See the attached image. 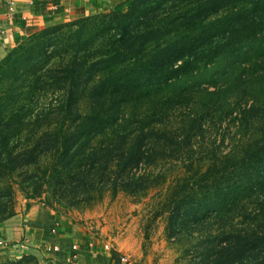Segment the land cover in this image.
Listing matches in <instances>:
<instances>
[{"label":"trees","instance_id":"16d2710c","mask_svg":"<svg viewBox=\"0 0 264 264\" xmlns=\"http://www.w3.org/2000/svg\"><path fill=\"white\" fill-rule=\"evenodd\" d=\"M45 31L60 35L55 51L46 46L41 64L26 57L0 77V224L16 213L7 172L29 179L25 166L38 164L50 146L47 183L59 172L63 185H92L116 162L124 189L141 186L149 177L136 173L147 135L165 123L167 110L192 100L183 115L187 135L204 125L219 129L240 112L245 129L261 116L262 135L243 158L217 153L214 144L213 158L195 167L191 160L194 172L173 177L166 190L197 195L186 214L199 225L210 264H264V203L253 212L244 203L264 189V0H124L31 36ZM41 96L52 101L37 108ZM44 121L51 136L20 146ZM27 192V199L41 195ZM207 214L214 224L225 220L215 233Z\"/></svg>","mask_w":264,"mask_h":264},{"label":"rangeland","instance_id":"374dc122","mask_svg":"<svg viewBox=\"0 0 264 264\" xmlns=\"http://www.w3.org/2000/svg\"><path fill=\"white\" fill-rule=\"evenodd\" d=\"M114 6L116 5L105 7L99 12L109 11ZM59 39L58 33L49 34L45 31L13 45H0V77L7 76V70L22 68L26 57L40 59L41 64L44 60L41 59V50L49 46L48 52L55 51V42ZM51 101L52 98L41 96L38 104L36 103L37 108L47 106ZM188 103L183 105L184 108L181 106L167 110L164 116L165 123H158L153 136L147 135L146 155L136 173L146 171L149 177L145 182L142 181L141 186L138 183L124 189L119 177H116L119 167L116 162L109 163L101 176L93 177L92 185L87 186L81 182L79 185L73 183L63 185L64 181L62 184L59 172L47 183L48 176L46 177L43 172H46V157L48 159L46 155L53 150V146H50L40 150L42 159L38 164L25 166L23 176H29V179H22L17 175L20 171H17L15 176L7 172V176L14 180L15 214L24 215L33 205L50 209L67 222L86 229L91 235L92 243L101 241L114 248L118 254L126 256L128 258L126 264H210L213 257H207L203 251L206 244L200 235L199 225L196 226L192 221L193 215L186 214L189 210L187 207L194 206L197 195L191 192L188 197H184L185 193L177 190L171 195V188L168 190L166 188L173 181V177L185 173L188 176L194 172L193 166L204 164L213 158L211 151L214 144L217 153L232 154L239 158L254 153L253 149L257 145L251 144L254 140H260L262 135V126L259 123L261 116L257 114L259 121L255 118L248 129L240 124L243 116L240 112L238 114L240 119L226 120L219 129L204 125L203 132H190L187 135L188 127H184L183 115L186 116L193 108L192 100H188ZM260 103L263 105L264 102ZM254 114L256 115L255 110ZM48 122L44 121L36 127L39 132L36 133L35 139L33 137L21 141L23 143L20 146L33 144L38 135L51 136L52 128L47 127ZM244 145L251 146L249 150H242ZM191 160L197 162L191 165L192 167ZM65 177L67 175L63 178ZM187 181L191 184L194 179ZM36 191L41 195L25 198V192L37 194ZM244 203L247 210L252 212L259 210L264 203V189L249 193ZM204 220L205 222L210 220L205 226L211 228L214 233L217 227L225 222L223 220L221 225L214 224L215 220L210 214L205 215ZM21 239L23 238L17 240ZM46 256L43 248L33 245L25 250L19 248L7 250L0 245V264H48ZM257 256L258 254L254 259ZM250 264H256L255 260Z\"/></svg>","mask_w":264,"mask_h":264},{"label":"crops","instance_id":"0c3cea01","mask_svg":"<svg viewBox=\"0 0 264 264\" xmlns=\"http://www.w3.org/2000/svg\"><path fill=\"white\" fill-rule=\"evenodd\" d=\"M124 0H0V45H13L53 24L72 21L95 14L105 7ZM14 9H9L10 3ZM58 221L57 232L51 227ZM0 236L8 241L28 239V246L43 248L47 243L57 242L68 252L73 243L79 244V259L76 264H126L120 260L111 246L92 243L90 233L67 222L50 209L33 205L23 214H15L0 225ZM92 243V244H91ZM91 244V245H90ZM26 248V249H27ZM64 261L65 254H59Z\"/></svg>","mask_w":264,"mask_h":264},{"label":"built area","instance_id":"2783aa9c","mask_svg":"<svg viewBox=\"0 0 264 264\" xmlns=\"http://www.w3.org/2000/svg\"><path fill=\"white\" fill-rule=\"evenodd\" d=\"M14 3L11 2L9 5V9L12 11L14 9ZM4 33L3 29H0V35H2ZM59 226V222L55 221L53 226L51 227V233H55L57 232ZM92 244V243H91ZM90 244V245H91ZM0 245L2 248H5L7 250H11L13 248H19L21 250H25L28 246V239L23 238L21 240H16L14 242H10L4 238H0ZM110 246L108 244H104V248H109ZM43 249L46 251L47 254V260H48V264H76V262L79 259V244L77 243H73L68 252H66L67 249H63L61 247L60 244H58L57 242H51V243H47L45 245V247H43ZM59 254H65L64 257V261L61 260L60 255ZM120 260L127 263L128 262V258L124 255L120 256Z\"/></svg>","mask_w":264,"mask_h":264}]
</instances>
